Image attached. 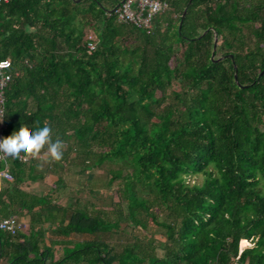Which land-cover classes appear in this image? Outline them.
Returning a JSON list of instances; mask_svg holds the SVG:
<instances>
[{"label":"trees","instance_id":"16d2710c","mask_svg":"<svg viewBox=\"0 0 264 264\" xmlns=\"http://www.w3.org/2000/svg\"><path fill=\"white\" fill-rule=\"evenodd\" d=\"M161 1L149 32L116 21L120 0L0 3V140L47 124L64 144L0 160V218H27L1 264H264V0ZM67 165L117 200L20 187Z\"/></svg>","mask_w":264,"mask_h":264},{"label":"rangeland","instance_id":"374dc122","mask_svg":"<svg viewBox=\"0 0 264 264\" xmlns=\"http://www.w3.org/2000/svg\"><path fill=\"white\" fill-rule=\"evenodd\" d=\"M89 36L90 33L88 32ZM216 57L220 56V52H216ZM43 161V166L49 161ZM64 173H61L62 185L57 188H54L53 184L56 179V176L51 173H46L43 176L42 180H38L33 183H24L21 184L20 187L25 190L35 194H48L54 199L57 203L65 204L66 202H71L73 197L80 196L82 200H88L96 207L102 205L107 198L112 197L113 201L117 200L115 195V187L116 183H112L109 187H106L105 181L106 176L102 170L99 168H92L87 173L92 174V180L86 181L85 174H77L75 173L76 167H65ZM189 182H199L200 176H194L193 178L187 179ZM53 188V189H52ZM26 217L21 219L22 227L25 229L27 227ZM158 238L157 235H155ZM54 256H58L60 253V249L58 246L53 249ZM159 252V251H158ZM4 263L0 261V264Z\"/></svg>","mask_w":264,"mask_h":264},{"label":"built area","instance_id":"2783aa9c","mask_svg":"<svg viewBox=\"0 0 264 264\" xmlns=\"http://www.w3.org/2000/svg\"><path fill=\"white\" fill-rule=\"evenodd\" d=\"M7 0H0L6 2ZM166 8V3L161 0H120V2L113 8L111 13L114 14L116 21L130 24L136 28L149 32L152 28L154 16ZM87 52L94 48V42L87 36L85 44ZM9 60H0V117L2 114V91L6 83L10 79ZM1 138V137H0ZM5 156L0 153V160ZM25 161L24 159H20ZM0 179L10 180L11 177L7 172L6 166L0 170ZM22 223L14 216H7L0 218V232H5L10 235L15 234L20 228Z\"/></svg>","mask_w":264,"mask_h":264},{"label":"clouds","instance_id":"9594fccd","mask_svg":"<svg viewBox=\"0 0 264 264\" xmlns=\"http://www.w3.org/2000/svg\"><path fill=\"white\" fill-rule=\"evenodd\" d=\"M63 149V141L59 138L53 140V130L47 124L36 130L21 126L18 131L0 140V153L25 161L38 159L42 150H46L51 160L59 162L63 158Z\"/></svg>","mask_w":264,"mask_h":264},{"label":"water","instance_id":"95a60500","mask_svg":"<svg viewBox=\"0 0 264 264\" xmlns=\"http://www.w3.org/2000/svg\"><path fill=\"white\" fill-rule=\"evenodd\" d=\"M76 1H78V0H76ZM112 10H113V9L109 10V12H111ZM184 13H185V8H183V10H182L181 18H182V16L184 15ZM215 41H216V37H215V34L213 33V46H212V51H211L210 56H209V58H210L212 61H217V60L220 59V57H217V58H215V59L213 58V49H214ZM233 79H234V81L236 80V76H235V74H233ZM235 82H236V81H235Z\"/></svg>","mask_w":264,"mask_h":264}]
</instances>
